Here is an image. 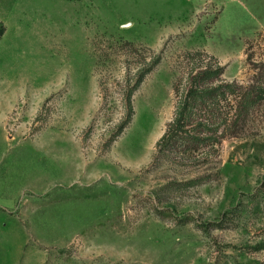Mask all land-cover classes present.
<instances>
[{
  "label": "rangeland",
  "instance_id": "rangeland-1",
  "mask_svg": "<svg viewBox=\"0 0 264 264\" xmlns=\"http://www.w3.org/2000/svg\"><path fill=\"white\" fill-rule=\"evenodd\" d=\"M123 42L159 63L115 136ZM195 52L250 85L264 0H0V264H264V102L204 162L151 168Z\"/></svg>",
  "mask_w": 264,
  "mask_h": 264
},
{
  "label": "trees",
  "instance_id": "trees-1",
  "mask_svg": "<svg viewBox=\"0 0 264 264\" xmlns=\"http://www.w3.org/2000/svg\"><path fill=\"white\" fill-rule=\"evenodd\" d=\"M118 51L119 55L133 58L135 67L124 71L120 92L123 116L115 127V136L131 121L133 94L159 63V57H152L127 42L120 43ZM104 57L105 61L109 60L111 54ZM182 65L183 71L174 84L173 116L156 144L153 169L164 160L178 166L204 162L225 138L236 137L249 116L264 102V73L260 63L251 65L254 75L247 86L224 82L223 67L202 52L187 53Z\"/></svg>",
  "mask_w": 264,
  "mask_h": 264
}]
</instances>
